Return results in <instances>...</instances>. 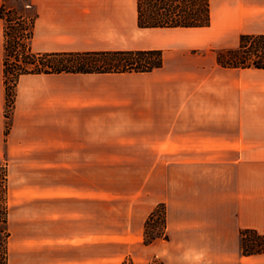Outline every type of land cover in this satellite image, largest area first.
I'll use <instances>...</instances> for the list:
<instances>
[{
	"label": "crops",
	"instance_id": "0c3cea01",
	"mask_svg": "<svg viewBox=\"0 0 264 264\" xmlns=\"http://www.w3.org/2000/svg\"><path fill=\"white\" fill-rule=\"evenodd\" d=\"M30 3L34 51L162 49L164 63L22 74L9 119L0 17L8 264H264L241 251L242 229L264 234V68L216 57L264 33V0H211L199 27H141L138 0ZM118 165L148 167L134 190L98 189L96 166ZM161 202L169 237L146 242Z\"/></svg>",
	"mask_w": 264,
	"mask_h": 264
},
{
	"label": "trees",
	"instance_id": "16d2710c",
	"mask_svg": "<svg viewBox=\"0 0 264 264\" xmlns=\"http://www.w3.org/2000/svg\"><path fill=\"white\" fill-rule=\"evenodd\" d=\"M19 13L15 7L0 6L5 20L4 77L7 92L6 116L10 119L19 78L26 73L151 71L164 63L162 49L116 51H34L31 40L38 11ZM141 27H199L211 24V0H138ZM225 67L264 68V33H245L237 47L216 50ZM7 122L6 131L10 129ZM8 167L0 163V264H8ZM167 233V206L159 203L145 222V241ZM243 254L264 252V234L253 228L241 230ZM122 264H127L125 260Z\"/></svg>",
	"mask_w": 264,
	"mask_h": 264
},
{
	"label": "rangeland",
	"instance_id": "374dc122",
	"mask_svg": "<svg viewBox=\"0 0 264 264\" xmlns=\"http://www.w3.org/2000/svg\"><path fill=\"white\" fill-rule=\"evenodd\" d=\"M31 0H7V7L13 6L17 8L19 13L32 14L34 9L30 6ZM148 166H96V182L97 188H113L117 190H134L139 180L138 177L145 174ZM162 171H166V166H160ZM51 207V204H48ZM99 205H97L98 209ZM106 205H102L101 209H106ZM1 237V234H0ZM127 264H134L131 260H126ZM154 263H159L155 260Z\"/></svg>",
	"mask_w": 264,
	"mask_h": 264
}]
</instances>
